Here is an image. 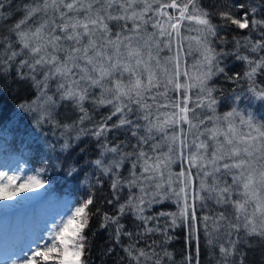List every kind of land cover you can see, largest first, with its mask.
Wrapping results in <instances>:
<instances>
[{
  "label": "snow or ice",
  "instance_id": "6c2138e0",
  "mask_svg": "<svg viewBox=\"0 0 264 264\" xmlns=\"http://www.w3.org/2000/svg\"><path fill=\"white\" fill-rule=\"evenodd\" d=\"M233 7L239 16L231 8L219 13L204 8L198 0H28L20 5L0 0V21L21 13L0 36V76L15 68L18 80L40 90L44 106L37 123H55L75 133V141L82 136L97 141L100 154L89 163L108 177L112 196L106 203L114 210L93 211L95 191H89L43 246L19 264H87L91 245L85 230L96 215L116 244L121 237L135 238L124 248L135 264L171 261L162 246L172 239L169 230L187 225L191 237L199 232L198 221L204 224L210 264H249L255 249H261L264 264V124L240 120L237 128L233 112L217 115L216 88L209 83L221 74L233 83L243 79L264 99V87H254V77L264 74V18H258L264 0ZM217 15L220 22L213 23ZM185 21L195 22L190 30L198 33L188 37L200 54L191 73L181 67L179 50L175 56L161 55L164 48L172 51L173 39L179 42ZM233 25L247 34L231 40L221 35ZM227 57L242 61L243 72L229 75L222 66ZM61 102L77 114L64 124L55 116ZM105 107L107 114L94 119L92 113ZM86 121L91 127H82ZM71 146L66 139L61 149ZM177 161L181 170L173 172ZM126 163L127 176L120 171ZM44 171L26 177L0 172V199L43 188ZM77 171L72 164L68 175ZM195 178L198 187H193ZM96 184L103 180L97 178ZM167 200L175 202V212L150 213L154 204ZM197 200L212 201L216 210L199 217ZM129 216L130 228L124 222ZM161 218H166L162 226ZM157 232L164 236L160 245L137 247L140 238ZM196 240L195 256L186 255L183 264H201L198 234ZM112 251L110 246L104 254Z\"/></svg>",
  "mask_w": 264,
  "mask_h": 264
},
{
  "label": "trees",
  "instance_id": "16d2710c",
  "mask_svg": "<svg viewBox=\"0 0 264 264\" xmlns=\"http://www.w3.org/2000/svg\"><path fill=\"white\" fill-rule=\"evenodd\" d=\"M28 0H15V4L20 5L27 3ZM199 4L217 13L226 11L229 8L233 13L239 16V11L233 5L244 3H258L260 0H198ZM248 9L246 8L245 11ZM175 12V10H169ZM21 13L17 11L12 20L7 22L0 21V36L6 33L8 24L14 22L20 17ZM258 18H264V8ZM220 17L214 16L213 23H219ZM195 22L191 24L184 22V27L181 28L182 36H196V31L190 28H196ZM247 30L237 29L234 25L226 32H221V35H226L228 40H231L233 35H245ZM255 35V34H254ZM181 45V43H180ZM179 47V53L183 52L181 67L186 65L190 73L193 71V66L200 61V54L197 51V44L195 41L182 44ZM174 44L172 42V51L164 48L161 53L162 56H172ZM219 50L222 46L217 44ZM231 48L232 45H227ZM181 56V57H182ZM222 66H226L229 75L233 73H242L244 70V63L237 61L234 57H227L222 61ZM183 82L184 77H181ZM256 83L254 87L259 90L264 87V74L254 77ZM214 85L216 91L213 93L217 100L216 110L217 115L223 116L227 112H233L232 120L236 119L238 113L242 111L252 112L250 119L256 125L264 124V99H257L249 104V98L246 96L250 91L251 82L241 79L233 83L225 79L223 74L214 77L210 82ZM55 91L53 86L52 91L48 94L52 95ZM254 94V93H253ZM171 95L176 96L173 92ZM24 107H21V106ZM29 106L34 111H29ZM44 100L41 99V92L38 88L32 86L29 81H21L16 78V70L13 68L10 75L7 77L0 76V160L7 156L13 157L15 161L22 162L25 165V174L33 175L36 170H45L42 178L46 181L43 188L38 190L31 199L20 207L8 206L0 200V218L16 211H23L32 218L38 221H48L54 225L53 221L60 215L65 217L71 209L76 206L78 201H82L88 195L89 191H95L96 203L92 207L95 211L97 208L101 212H113L112 206L106 203L107 199L112 196L109 187V179L107 176H102L99 170H95L89 161L96 159L100 154L97 141L90 136H82L79 141H75V133H65L61 127H57L55 123H37L42 116V107ZM224 106V108H222ZM108 108H101L99 113H92L94 119L99 120L101 115H106ZM76 113L73 112L72 106L68 102H61L55 110L56 120L61 124L70 122L76 118ZM115 120V117L113 118ZM91 127L89 122L85 125ZM68 139L72 145L66 151L61 149V145ZM119 139H124L121 135ZM135 141H133L134 143ZM84 151H81V150ZM75 164L78 171L73 175H68L69 166ZM130 167L127 163L120 171L127 176V168ZM185 167L187 164L185 163ZM173 172L181 170L180 161L172 165ZM193 173L196 169H192ZM100 178L103 180L102 185H97L96 180ZM199 179L193 180V187H198ZM94 186V188H93ZM126 197L127 189L121 194ZM189 195H192L190 190ZM177 210L176 204L172 200H167L162 204H154L149 210L151 214L160 211L175 212ZM216 206L212 201H196V211L199 217L213 214ZM148 214V213H146ZM166 218L160 219L161 226L164 224ZM101 217L96 215L90 220L89 228L85 230V234L89 237L91 250L90 254L85 257L87 264H135L131 257L127 255L124 248L129 243H134L135 238L121 237V242L116 244L110 239L111 229L100 228ZM125 224L131 227V217L125 218ZM151 226V223L150 225ZM199 228L198 233L189 236V228L187 225L170 229L169 235L171 240L167 241L162 246L172 254L171 261L164 257L162 264H183L186 255L191 254L195 256L197 240L196 235H199L200 247V262L201 264H210L212 257L209 248L206 244V236L204 224L202 221L197 222ZM94 233V235H93ZM164 240V236L157 232L155 234L144 235L140 238L137 247H146L152 241H156L158 245ZM113 248L110 254L105 255L104 252L109 247ZM157 251H161L157 247ZM261 249H255L249 252V264H261L260 260ZM214 264V262H213Z\"/></svg>",
  "mask_w": 264,
  "mask_h": 264
},
{
  "label": "rangeland",
  "instance_id": "374dc122",
  "mask_svg": "<svg viewBox=\"0 0 264 264\" xmlns=\"http://www.w3.org/2000/svg\"><path fill=\"white\" fill-rule=\"evenodd\" d=\"M188 37V35H181L179 42L177 39H173L174 47L172 56L177 54L180 43L188 44L189 41L193 42V40H189ZM182 54L183 52L181 51V53H179L181 59L183 58ZM246 96L250 99V105L253 104L252 102L259 99V97H256L253 93H249ZM222 108H224V106H222ZM238 114L239 115H237L236 119L232 120V122L237 128H240V120L247 121L250 119L252 112L245 111L243 114L242 111H240ZM244 130L247 131L246 126ZM5 159H7V157L0 160V172H6L9 175L26 177L23 175V163L14 161L12 157H8L7 161H4ZM19 182L20 181H18V183ZM36 193H38V190L21 193L19 196L11 200H0L9 206L14 204L23 205ZM24 215L25 214L22 215L17 213L11 216L9 213L2 217L3 220H0V264H14V262L15 264H19V261L24 257L29 256L32 250L37 248L38 245L43 246L45 240H47L50 233L55 229V226L60 224L62 218L58 215L53 221V227H51V222L38 221L36 219H31L28 216L25 217Z\"/></svg>",
  "mask_w": 264,
  "mask_h": 264
}]
</instances>
